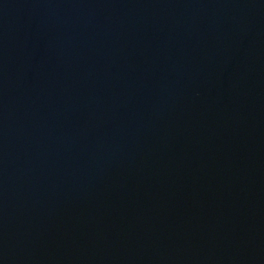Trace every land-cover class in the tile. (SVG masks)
I'll return each mask as SVG.
<instances>
[{
  "label": "water",
  "instance_id": "obj_1",
  "mask_svg": "<svg viewBox=\"0 0 264 264\" xmlns=\"http://www.w3.org/2000/svg\"><path fill=\"white\" fill-rule=\"evenodd\" d=\"M0 264H264V0H0Z\"/></svg>",
  "mask_w": 264,
  "mask_h": 264
}]
</instances>
